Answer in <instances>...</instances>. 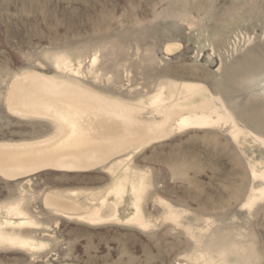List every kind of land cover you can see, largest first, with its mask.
<instances>
[{
    "label": "rangeland",
    "instance_id": "374dc122",
    "mask_svg": "<svg viewBox=\"0 0 264 264\" xmlns=\"http://www.w3.org/2000/svg\"><path fill=\"white\" fill-rule=\"evenodd\" d=\"M168 43L181 48L167 55ZM56 55L69 57L78 75L57 70ZM25 71L97 83L124 99H145L164 81L199 83L247 133L234 140L230 124L180 130L87 171L0 176V206L21 201L39 223L23 235L46 244H0V264H264V200L245 204L263 186L252 171H264V145L254 138L264 139V0H0V142L54 131L6 109L8 87ZM126 167L146 180L145 230L90 225L44 204L48 194L81 201L104 193ZM131 198L128 187L121 220L134 212Z\"/></svg>",
    "mask_w": 264,
    "mask_h": 264
},
{
    "label": "bare ground",
    "instance_id": "6f19581e",
    "mask_svg": "<svg viewBox=\"0 0 264 264\" xmlns=\"http://www.w3.org/2000/svg\"><path fill=\"white\" fill-rule=\"evenodd\" d=\"M180 48V44L168 43L163 52L172 55ZM96 58H92V64ZM53 65L57 70L78 75V70H71V60L65 55L54 56ZM93 87L98 89L65 75L32 71L15 75L5 96L7 111L25 119H44L54 131L37 140L0 142V176L13 181L46 169L87 171L113 156L157 143L180 130L230 124L229 134L234 140L247 133L238 126L222 98L210 95L199 83L164 81L145 99L138 95L124 99L110 87L97 83ZM254 138L264 145L263 138ZM135 175L126 167L104 193L86 194L81 201L63 194H48L44 204L57 215L75 217L90 225L116 221L145 230L149 223L142 216L140 201L146 180L143 176L135 180ZM252 176L262 180L263 186L247 200L248 207L264 200V171L253 170ZM128 187L134 212L121 220L117 207ZM21 204L16 201L0 206V216L4 211L0 244L22 251L42 249L46 244L23 235L24 230L38 229L39 223Z\"/></svg>",
    "mask_w": 264,
    "mask_h": 264
}]
</instances>
